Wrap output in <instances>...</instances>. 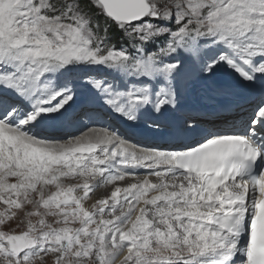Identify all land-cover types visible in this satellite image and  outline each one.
<instances>
[{
    "label": "snow or ice",
    "instance_id": "snow-or-ice-1",
    "mask_svg": "<svg viewBox=\"0 0 264 264\" xmlns=\"http://www.w3.org/2000/svg\"><path fill=\"white\" fill-rule=\"evenodd\" d=\"M0 264H264V0H0Z\"/></svg>",
    "mask_w": 264,
    "mask_h": 264
},
{
    "label": "bare ground",
    "instance_id": "bare-ground-1",
    "mask_svg": "<svg viewBox=\"0 0 264 264\" xmlns=\"http://www.w3.org/2000/svg\"><path fill=\"white\" fill-rule=\"evenodd\" d=\"M203 95H204V93H203V91H201L196 95L190 96L186 102H188L190 100V102H192V103H200L202 101ZM116 123L119 124V121H117ZM122 127L126 128V126H122ZM130 134H131L132 139L136 140V141H145L147 139L146 134L143 132L142 128H136L135 131L133 130ZM101 189H103V188H101ZM99 190L97 191L96 195L102 194L103 191L99 192Z\"/></svg>",
    "mask_w": 264,
    "mask_h": 264
},
{
    "label": "rangeland",
    "instance_id": "rangeland-1",
    "mask_svg": "<svg viewBox=\"0 0 264 264\" xmlns=\"http://www.w3.org/2000/svg\"><path fill=\"white\" fill-rule=\"evenodd\" d=\"M101 191H104V189H100V190H99V192H101ZM99 192H98V193H99Z\"/></svg>",
    "mask_w": 264,
    "mask_h": 264
},
{
    "label": "trees",
    "instance_id": "trees-1",
    "mask_svg": "<svg viewBox=\"0 0 264 264\" xmlns=\"http://www.w3.org/2000/svg\"><path fill=\"white\" fill-rule=\"evenodd\" d=\"M117 46L119 47V42H117Z\"/></svg>",
    "mask_w": 264,
    "mask_h": 264
}]
</instances>
